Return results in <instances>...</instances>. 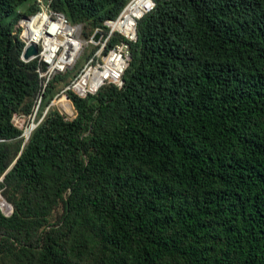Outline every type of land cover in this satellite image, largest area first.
Masks as SVG:
<instances>
[{
  "label": "trees",
  "instance_id": "obj_1",
  "mask_svg": "<svg viewBox=\"0 0 264 264\" xmlns=\"http://www.w3.org/2000/svg\"><path fill=\"white\" fill-rule=\"evenodd\" d=\"M128 1L50 7L91 35ZM154 1L123 85L67 118L41 115L70 71L42 92L22 59L39 1L0 0V264H264V0Z\"/></svg>",
  "mask_w": 264,
  "mask_h": 264
},
{
  "label": "built area",
  "instance_id": "obj_2",
  "mask_svg": "<svg viewBox=\"0 0 264 264\" xmlns=\"http://www.w3.org/2000/svg\"><path fill=\"white\" fill-rule=\"evenodd\" d=\"M38 1L39 3H42V5L46 6V9L42 8V12L43 11L46 12V18L43 25L45 32L55 36V33L60 31V28H56L54 22L57 18L61 17L62 20L61 24L63 26H67L71 28V31L67 33V37L71 45H73L74 44L73 41H75L78 42L80 46V48L76 51L78 55V52L81 49L83 42L82 39H80V37L77 35V30L80 28V25H72L64 14L54 11L50 7V3L52 0H38ZM133 2H135V0H129L116 18L106 19L104 21V29H100V28L95 29L94 33L97 31H100L101 33L98 42H96L97 44H100V47L87 60V62L83 65L80 71L64 87L63 89L64 92L70 90L76 93L80 97H85L88 94H94L105 83H114L119 87L123 85L122 76L131 58L130 43L136 41L137 38L136 36L137 21L145 13L153 9L155 5L154 0H146L145 8L142 9V12H140L137 15H133V14L129 15V17L133 20V24H132L133 29L129 34H127L123 32L122 28L116 25L112 26V23L120 24V22H122L120 21L121 15L124 12H125L124 14H127L129 12V10H127L126 8L129 6V4ZM114 38L115 41L113 42V44L109 46V48H106L107 45L110 42H112ZM23 40L25 44H28V42L25 39ZM90 41L92 42L91 38ZM71 50L72 49L68 47L65 48L59 44H57L55 48L46 47V45L42 44V49L38 48V52L35 55V57H37L39 61L42 62V69L41 68L37 69L39 76L42 79L41 81L42 92L44 91L48 81H50L54 75L66 71L67 68L73 65L77 55L76 53L74 55H71ZM107 68L108 70L105 73H103V75L96 74L97 71L103 72ZM67 98L68 96L66 95V99ZM40 99L41 96L38 99V103L40 102ZM67 100L69 101V99ZM48 106H50V104ZM36 107L38 108V104ZM37 108H35L33 114H36ZM46 112L47 111H45V113ZM45 113L43 114V116L45 115ZM16 115L17 114H14L12 117V121L14 124H15L14 121ZM31 124L34 123L32 122L29 125ZM23 135L25 136L24 132Z\"/></svg>",
  "mask_w": 264,
  "mask_h": 264
},
{
  "label": "rangeland",
  "instance_id": "obj_3",
  "mask_svg": "<svg viewBox=\"0 0 264 264\" xmlns=\"http://www.w3.org/2000/svg\"><path fill=\"white\" fill-rule=\"evenodd\" d=\"M42 8L46 9V6L42 5V3H39V11H42ZM22 9H24V7H22ZM39 11H37V12H39ZM30 16H32V15H29V14L23 15L18 20V22L16 24V25L20 26V28H21V30L19 31L20 32V36L22 37V39H25L27 42L29 41V39H28V33L29 32L27 30V25H26L25 21H27L26 20L27 17H30ZM72 25H80V28L77 30V35L80 37V39H82L83 42H82V47L79 50L78 55H77V57L75 59V62L73 63L72 66L67 68V70L70 71L67 80H70V81L80 71V69L87 62V60L100 47V44H97L95 42H91L90 41V38H91V36L93 35L94 32L90 35L91 29L89 27H85L83 24H72ZM41 44H42V41H40L37 44V47L39 49H42V45ZM66 71H64V72H66ZM64 72H62V73H64ZM64 87L61 84L58 85L57 92L55 93V96L53 97V99L49 103L50 106H48L49 105L48 104L47 106H45L43 108L41 117L43 116L45 111H47L48 107H53V108L58 109L67 118H71V117L74 116L75 110H74L73 104H72V102H71V100L69 98H67V99H69V101H68L69 104L68 105L66 104V99L64 97H66L67 94L63 91ZM32 115H27L26 116V115L17 114L14 122L19 128H22L25 131V129L29 126L30 123H32V122L36 123V121H35L36 120V114H32ZM61 211H62L61 210V206H59L55 210L51 220L55 221L60 216ZM5 213H10V209L6 210Z\"/></svg>",
  "mask_w": 264,
  "mask_h": 264
},
{
  "label": "bare ground",
  "instance_id": "obj_4",
  "mask_svg": "<svg viewBox=\"0 0 264 264\" xmlns=\"http://www.w3.org/2000/svg\"><path fill=\"white\" fill-rule=\"evenodd\" d=\"M145 2L146 0H135V2L129 4V6L126 8L127 10H129V12L127 14H122L120 17V24H115L112 23V26H118L120 28H122L124 33L129 34L132 29H133V20L129 17L130 14L133 15H137L140 12H142V9L145 8ZM46 18V12H42L40 11L39 13H36L30 17H28L25 21L26 25H27V30H28V43H35L38 44L40 41H42L43 45H46V47H53L55 48L57 46V44L62 45L63 47H68L71 50V55H74L76 53V51L80 48L78 42H74L73 45H71L68 37H67V33L71 31V28L67 27V26H63L61 17L57 18L54 22L55 27L56 28H60V31L55 33V36L48 34L47 32H45L44 30V21ZM27 39V40H28ZM41 44V45H42ZM77 55V53H76ZM108 70V68L103 71V72H99L97 71L96 74L98 75H103V73H105ZM66 99V97H64ZM66 104L68 105V100L66 99ZM30 125L25 129L24 134L28 135V132L30 130ZM2 201H4V199H1Z\"/></svg>",
  "mask_w": 264,
  "mask_h": 264
},
{
  "label": "water",
  "instance_id": "obj_5",
  "mask_svg": "<svg viewBox=\"0 0 264 264\" xmlns=\"http://www.w3.org/2000/svg\"><path fill=\"white\" fill-rule=\"evenodd\" d=\"M28 18V17H27ZM100 31L95 32L92 37L91 40L92 42H98L99 38H100ZM38 52V47L35 43H28L25 44L24 48H23V52H22V59L25 61L31 60L32 58L35 57V55ZM37 125V123L31 124L30 125V130L28 132V135H25V139H28L32 129H34V127ZM1 199H4V201H2ZM0 205H1V209L5 212L6 210L10 209V212H12L13 210V206L11 203H9L0 193Z\"/></svg>",
  "mask_w": 264,
  "mask_h": 264
}]
</instances>
